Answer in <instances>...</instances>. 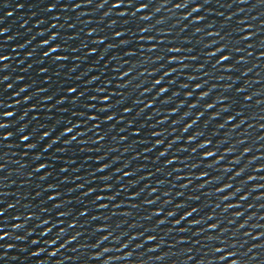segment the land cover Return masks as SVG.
Returning <instances> with one entry per match:
<instances>
[{"label": "water", "instance_id": "obj_1", "mask_svg": "<svg viewBox=\"0 0 264 264\" xmlns=\"http://www.w3.org/2000/svg\"><path fill=\"white\" fill-rule=\"evenodd\" d=\"M0 264H264V0H0Z\"/></svg>", "mask_w": 264, "mask_h": 264}, {"label": "snow or ice", "instance_id": "obj_2", "mask_svg": "<svg viewBox=\"0 0 264 264\" xmlns=\"http://www.w3.org/2000/svg\"><path fill=\"white\" fill-rule=\"evenodd\" d=\"M26 139V138H25Z\"/></svg>", "mask_w": 264, "mask_h": 264}]
</instances>
